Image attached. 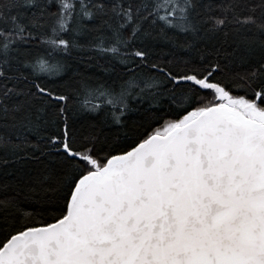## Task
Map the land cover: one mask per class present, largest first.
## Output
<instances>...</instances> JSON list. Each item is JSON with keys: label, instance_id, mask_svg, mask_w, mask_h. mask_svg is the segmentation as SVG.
<instances>
[{"label": "snow or ice", "instance_id": "6c2138e0", "mask_svg": "<svg viewBox=\"0 0 264 264\" xmlns=\"http://www.w3.org/2000/svg\"><path fill=\"white\" fill-rule=\"evenodd\" d=\"M0 264H264V0H0Z\"/></svg>", "mask_w": 264, "mask_h": 264}]
</instances>
